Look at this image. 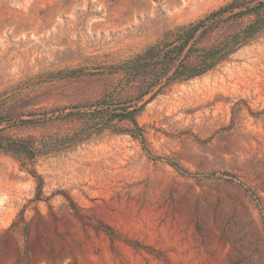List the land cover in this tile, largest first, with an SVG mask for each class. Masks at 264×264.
<instances>
[{
	"label": "rangeland",
	"instance_id": "rangeland-1",
	"mask_svg": "<svg viewBox=\"0 0 264 264\" xmlns=\"http://www.w3.org/2000/svg\"><path fill=\"white\" fill-rule=\"evenodd\" d=\"M0 264H264V0H0Z\"/></svg>",
	"mask_w": 264,
	"mask_h": 264
},
{
	"label": "trees",
	"instance_id": "trees-1",
	"mask_svg": "<svg viewBox=\"0 0 264 264\" xmlns=\"http://www.w3.org/2000/svg\"><path fill=\"white\" fill-rule=\"evenodd\" d=\"M225 10L221 12H225ZM220 14V12L213 13L210 17H216ZM203 24L204 21H200L189 29H178L174 33L175 39L173 41L169 42L167 37L151 46L145 54L130 61L131 74L136 78L157 76L161 70H170L174 66L170 78V82H173L199 77L212 70L233 52L237 41L231 40L228 43H223L196 54L193 51L195 41L192 43V40L195 38L196 32L203 27ZM186 48L188 49L186 50ZM188 59L193 60L189 64L184 63L182 65V62ZM176 61L179 62L176 64ZM73 109H76V107H73ZM126 118L136 124L133 116ZM104 233L111 242L118 239L109 227H104ZM135 248H139L138 245H135Z\"/></svg>",
	"mask_w": 264,
	"mask_h": 264
}]
</instances>
